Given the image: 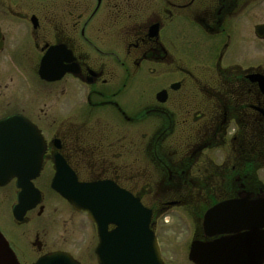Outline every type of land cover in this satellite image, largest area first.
Segmentation results:
<instances>
[{
  "label": "flooded vegetation",
  "instance_id": "1",
  "mask_svg": "<svg viewBox=\"0 0 264 264\" xmlns=\"http://www.w3.org/2000/svg\"><path fill=\"white\" fill-rule=\"evenodd\" d=\"M263 56L264 0H0V121L25 120L44 143L32 181L39 200L21 222L12 217L16 230L2 233L18 263L66 252L49 250L38 228L29 241L32 230H18L28 215L39 218L57 202L71 217H85L51 190L56 159L78 183L108 182L137 198L150 212L161 264L156 229L163 217L187 227L181 216L195 210L188 207L200 185L211 183V205L198 226L191 224L189 247L238 239L241 260L254 261L264 235V186L256 177L264 172ZM143 126L149 134L137 143L136 128ZM137 149L163 174L157 192L136 190V176L126 183L120 173L135 165ZM225 149L223 165L211 159V171L199 180L201 154ZM15 182L0 187L14 188L11 216ZM169 189L173 195L157 207L144 205L145 196ZM228 202L240 222L227 224V212L212 216L207 236L205 212ZM230 229L239 233H225Z\"/></svg>",
  "mask_w": 264,
  "mask_h": 264
},
{
  "label": "water",
  "instance_id": "2",
  "mask_svg": "<svg viewBox=\"0 0 264 264\" xmlns=\"http://www.w3.org/2000/svg\"><path fill=\"white\" fill-rule=\"evenodd\" d=\"M263 89H264V82ZM44 143L25 120L9 118L0 121V186L16 179L17 205L13 218L21 222L25 213L36 205L39 193L31 184L38 176ZM51 189L76 211H84L96 225L98 264H161L159 248L149 230L150 212L139 200L110 183L79 184L64 163L56 159V174ZM231 203L210 209L204 215V231L211 230V217L220 209H229L228 224H238L239 213ZM234 209V210H233ZM109 225L114 226L110 232ZM225 233L238 234L236 229ZM207 236H211L207 233ZM236 240V241H234ZM240 242L191 243L189 260L194 264H263L264 235L260 253L253 259L241 260ZM0 264H18L8 243L0 233ZM35 264H78L67 253L56 252L40 258Z\"/></svg>",
  "mask_w": 264,
  "mask_h": 264
},
{
  "label": "rangeland",
  "instance_id": "3",
  "mask_svg": "<svg viewBox=\"0 0 264 264\" xmlns=\"http://www.w3.org/2000/svg\"><path fill=\"white\" fill-rule=\"evenodd\" d=\"M264 59V56H263ZM264 61V60H263ZM148 127H137L135 132V140L139 143L142 140V135L145 133L148 135ZM176 134V132H175ZM175 134L172 136V140L176 142ZM189 134L180 135L178 137L181 142L188 138ZM138 148V147H137ZM228 149L223 151H216L211 154V151H204L199 158L197 165L194 168L196 177L203 181L205 179L204 175H208L211 171V163L209 162L213 159V164L223 165L226 156L228 155ZM136 163L135 165H123L120 169V173L123 174L124 180L127 183V176L133 174L136 176V181L138 182L137 188L141 189L143 186H147L151 192H157V186L159 185L163 174L155 167H153L151 162H148V159L142 157V151L136 150ZM177 153V152H176ZM166 155L172 154L173 159L175 160V152L167 151ZM251 153L249 155L250 159H254L255 155ZM264 157V154H263ZM262 157V158H263ZM261 157H259L260 159ZM172 159V160H173ZM257 159V158H256ZM264 160V159H263ZM251 169H253V164L250 163ZM207 171V172H206ZM206 172V173H204ZM204 174V175H203ZM44 178H48V174L44 173L42 175ZM256 177L259 182L264 186V172L256 173ZM123 181L124 186H128ZM141 183V184H139ZM146 183V184H145ZM13 187L9 186L5 190H0V232H7L12 229V216L10 208L14 203L13 200ZM48 189V188H47ZM146 190V192L148 191ZM200 191L194 199L195 201L189 205L199 213V219L196 220L190 212L187 216H181L183 220H187V227L182 224V221L178 217L167 216L163 217V221L160 222L159 227L156 229V234L159 238L161 245L163 259L166 264H191L189 263L188 256V247L191 240V224H200V218L203 212L211 205V183L208 184V187L202 183L200 185ZM45 192V191H44ZM49 193V190L48 192ZM46 194V192H45ZM173 195L170 192V189L167 191L159 192L156 197H146L143 199V203L147 207H157V204L161 200H166L168 197ZM47 196V194H46ZM66 206L57 202L48 203L47 210L45 213L37 218L35 216L28 215V223L26 227L19 228V231H31L33 228L39 229V240L42 243H46V246L49 247V250H61L70 253L71 255L79 258V260L84 261L86 264H95V255L94 249L96 247V237L95 231L92 225L87 221L84 216L71 217L70 214L66 213ZM193 214V215H192ZM179 215H181L179 213ZM159 222V221H158ZM165 222H168L166 224ZM189 224V225H188ZM38 226V227H37ZM33 231H31L30 240L32 241ZM38 254H34L31 258L29 264H31Z\"/></svg>",
  "mask_w": 264,
  "mask_h": 264
}]
</instances>
